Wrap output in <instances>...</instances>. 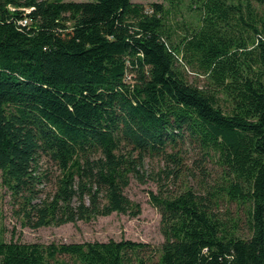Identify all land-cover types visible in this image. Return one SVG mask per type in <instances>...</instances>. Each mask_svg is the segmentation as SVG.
<instances>
[{"label":"trees","instance_id":"obj_1","mask_svg":"<svg viewBox=\"0 0 264 264\" xmlns=\"http://www.w3.org/2000/svg\"><path fill=\"white\" fill-rule=\"evenodd\" d=\"M192 5L199 23L177 40L172 1L0 0L1 184L23 226L136 217L131 177L165 164L159 247L0 241V264H264V0ZM188 152L205 177L169 193Z\"/></svg>","mask_w":264,"mask_h":264},{"label":"rangeland","instance_id":"obj_2","mask_svg":"<svg viewBox=\"0 0 264 264\" xmlns=\"http://www.w3.org/2000/svg\"><path fill=\"white\" fill-rule=\"evenodd\" d=\"M75 2H86L89 0H64ZM134 3H140L148 6L151 3H161L166 8L169 7L171 1L175 4L174 12L171 15L169 23L174 29L177 40L185 35L186 30L190 32L198 23V14L194 10L193 3L198 0H131ZM185 78L188 83L198 87L203 86V79L196 78L195 75L187 67L185 70ZM197 155L194 152H188L183 157L182 169L178 178L170 179V182L162 181L165 189L169 193H177L185 186H193L197 188V180L202 179L200 171L194 164ZM165 164L158 158H147L144 163V182L141 183L134 177H131L128 187L125 189V195L134 203L138 204L141 213L136 216H128L113 213L109 216L98 217L89 222L68 223L61 226H49L39 229H31L23 226L21 220L14 214V208L10 193L1 184L0 173V241L9 242L16 241L21 243H83L100 241L105 242L110 239L119 241L126 239L136 242L148 243L157 248L163 242L164 238L161 233L160 221L161 216L158 210L150 202V194L158 195L160 185L158 183L157 173L164 169ZM189 169L186 170V169ZM204 171L207 173V180H215L217 178V168L212 163L205 165ZM209 174V175H208ZM161 178H164L162 175ZM220 212L226 220L231 217L238 225V234L246 238L248 232L245 225V211L243 208L238 209L234 204L223 203L220 206ZM234 223V222H233ZM229 224V223H228ZM230 225V224H229Z\"/></svg>","mask_w":264,"mask_h":264},{"label":"built area","instance_id":"obj_3","mask_svg":"<svg viewBox=\"0 0 264 264\" xmlns=\"http://www.w3.org/2000/svg\"><path fill=\"white\" fill-rule=\"evenodd\" d=\"M27 23V21L26 20H24L23 22H22V24H26Z\"/></svg>","mask_w":264,"mask_h":264}]
</instances>
